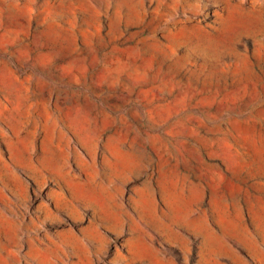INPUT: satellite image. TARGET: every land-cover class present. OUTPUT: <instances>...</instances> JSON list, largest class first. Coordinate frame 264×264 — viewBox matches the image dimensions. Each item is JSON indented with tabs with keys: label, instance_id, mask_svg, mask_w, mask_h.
I'll list each match as a JSON object with an SVG mask.
<instances>
[{
	"label": "rangeland",
	"instance_id": "1",
	"mask_svg": "<svg viewBox=\"0 0 264 264\" xmlns=\"http://www.w3.org/2000/svg\"><path fill=\"white\" fill-rule=\"evenodd\" d=\"M0 264H264V0H0Z\"/></svg>",
	"mask_w": 264,
	"mask_h": 264
},
{
	"label": "bare ground",
	"instance_id": "2",
	"mask_svg": "<svg viewBox=\"0 0 264 264\" xmlns=\"http://www.w3.org/2000/svg\"><path fill=\"white\" fill-rule=\"evenodd\" d=\"M112 152V151H111ZM126 155H127V153H126ZM119 158V157H118ZM129 158V157H128ZM128 158H127V160H128ZM122 160V159H121ZM113 165V164H112ZM123 167V166H122ZM127 167V166H126ZM124 171V170H123ZM97 190V189H96ZM99 191V190H98ZM100 194V193H99ZM139 194V193H138ZM98 195V194H97ZM173 198V197H172ZM147 199V198H146ZM136 202H137V200H136ZM141 202V201H140ZM143 205V204H142ZM141 205V206H142ZM148 207L146 206V209H147ZM188 210V209H187ZM145 211H147V210H145ZM149 211H150V208H149ZM186 212V211H185ZM188 212V211H187ZM152 213H153V211H152ZM184 215V214H183Z\"/></svg>",
	"mask_w": 264,
	"mask_h": 264
}]
</instances>
